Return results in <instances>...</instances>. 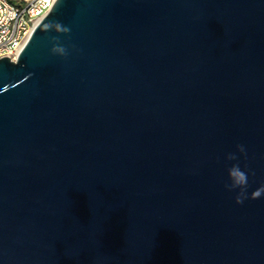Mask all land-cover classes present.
I'll use <instances>...</instances> for the list:
<instances>
[{"label":"water","instance_id":"obj_1","mask_svg":"<svg viewBox=\"0 0 264 264\" xmlns=\"http://www.w3.org/2000/svg\"><path fill=\"white\" fill-rule=\"evenodd\" d=\"M237 162L250 196L264 0H56L0 59V264H264Z\"/></svg>","mask_w":264,"mask_h":264},{"label":"built area","instance_id":"obj_2","mask_svg":"<svg viewBox=\"0 0 264 264\" xmlns=\"http://www.w3.org/2000/svg\"><path fill=\"white\" fill-rule=\"evenodd\" d=\"M56 0H0V59L17 60Z\"/></svg>","mask_w":264,"mask_h":264},{"label":"clouds","instance_id":"obj_3","mask_svg":"<svg viewBox=\"0 0 264 264\" xmlns=\"http://www.w3.org/2000/svg\"><path fill=\"white\" fill-rule=\"evenodd\" d=\"M53 25L55 26L53 29ZM48 30H55L59 33H67L68 28L63 27L58 22H49L47 25ZM53 54L64 56L66 55V50L64 47L56 45L51 49ZM237 151L246 156V149L243 145H237ZM226 159L229 161H238V156L236 153H228ZM228 180L224 187L227 191L231 192L239 189L235 196V202L237 204H243L246 199H259L264 196V185H261L257 189L251 192L250 196L248 194V173L241 170L239 163H234L228 168Z\"/></svg>","mask_w":264,"mask_h":264}]
</instances>
